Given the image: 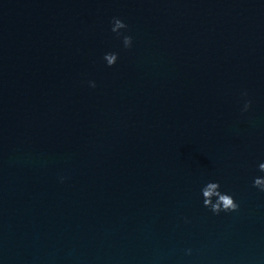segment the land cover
<instances>
[{
	"label": "water",
	"instance_id": "obj_1",
	"mask_svg": "<svg viewBox=\"0 0 264 264\" xmlns=\"http://www.w3.org/2000/svg\"><path fill=\"white\" fill-rule=\"evenodd\" d=\"M261 160L264 0H0V264H264Z\"/></svg>",
	"mask_w": 264,
	"mask_h": 264
},
{
	"label": "clouds",
	"instance_id": "obj_2",
	"mask_svg": "<svg viewBox=\"0 0 264 264\" xmlns=\"http://www.w3.org/2000/svg\"><path fill=\"white\" fill-rule=\"evenodd\" d=\"M110 31L122 39V46L124 49H131L133 47L134 37L128 32V24L119 16H113L110 20ZM119 52L114 50L105 51L102 53L101 60L106 67H112L117 64L119 60ZM87 84L91 88L96 87V81L89 79ZM243 99L240 111L242 113L249 111L252 106V100L249 98L247 90L241 92ZM258 169L264 173V160L258 163ZM61 176L60 180L63 181ZM252 186L264 192V175H257L252 180ZM199 197L203 207L207 208L212 214L219 215L221 213L236 212L240 208V203L236 199L234 193L225 189L221 182L216 179H208L202 183L199 188ZM187 222V217H185ZM187 254L192 253V249L185 250Z\"/></svg>",
	"mask_w": 264,
	"mask_h": 264
}]
</instances>
